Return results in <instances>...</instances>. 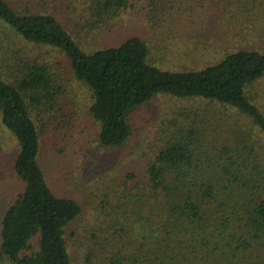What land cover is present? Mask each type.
<instances>
[{
    "label": "trees",
    "instance_id": "16d2710c",
    "mask_svg": "<svg viewBox=\"0 0 264 264\" xmlns=\"http://www.w3.org/2000/svg\"><path fill=\"white\" fill-rule=\"evenodd\" d=\"M64 1L0 0V24L23 42L11 51L0 44V113L17 140L13 167L24 185L1 220L0 259L74 264L65 234L82 212L77 199L53 189L39 161L44 113L59 108L70 85L52 60L30 55L29 43L67 56L73 77L90 91L102 147L124 145L132 112L160 93L223 108H195L187 124L176 118L139 170L108 187L96 245L85 253L90 264H264V49L239 47L200 67L165 69L137 35L85 49L64 20ZM92 1L89 13L105 24L130 5ZM216 2L235 22L232 33L245 25L264 36V0ZM5 49L17 57L8 68ZM203 49L210 57L215 47L182 55L195 64L191 55Z\"/></svg>",
    "mask_w": 264,
    "mask_h": 264
},
{
    "label": "rangeland",
    "instance_id": "374dc122",
    "mask_svg": "<svg viewBox=\"0 0 264 264\" xmlns=\"http://www.w3.org/2000/svg\"><path fill=\"white\" fill-rule=\"evenodd\" d=\"M91 1L65 0L62 11L70 31L88 50L118 45L137 35L146 39L149 57L156 65L183 69L216 61L223 53L239 47L264 49V36L258 31L249 33L250 29L243 25V32L232 33L235 22L221 15L216 0H130V5L106 24L89 13ZM0 44L9 51L23 46L21 38L4 24H0ZM211 45L215 47L213 56L209 57L204 49L191 55L198 63L190 64V59L182 55L185 48ZM26 48L32 56L52 60L70 85V91L65 90L60 96L59 108L44 113L39 161L53 189L74 197L82 205V212L67 226L65 236L74 264H90L85 253L96 245L93 233L105 216L100 200L106 199L108 187L122 180L126 172L139 170L168 129L173 128L176 118L187 124L197 116L191 111L195 108H223L202 100L157 94L130 115L133 134L127 142L117 148H105L98 143L99 125L89 112L90 91L73 77L67 56L46 46L28 43ZM10 54L3 61L6 68L17 61ZM260 84L264 88V79ZM17 150V140L2 123L0 113V239L3 214L24 186L13 167ZM0 264L14 263L3 258Z\"/></svg>",
    "mask_w": 264,
    "mask_h": 264
}]
</instances>
